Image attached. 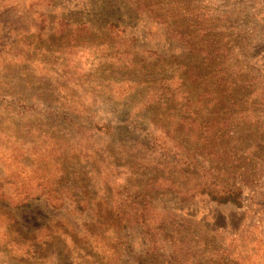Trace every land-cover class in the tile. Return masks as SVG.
Masks as SVG:
<instances>
[{"label": "rangeland", "instance_id": "374dc122", "mask_svg": "<svg viewBox=\"0 0 264 264\" xmlns=\"http://www.w3.org/2000/svg\"><path fill=\"white\" fill-rule=\"evenodd\" d=\"M160 1L0 0V264H264V0ZM163 75L212 135L172 143L158 188L242 190L241 208L154 193L139 169L154 91L130 82Z\"/></svg>", "mask_w": 264, "mask_h": 264}, {"label": "trees", "instance_id": "16d2710c", "mask_svg": "<svg viewBox=\"0 0 264 264\" xmlns=\"http://www.w3.org/2000/svg\"><path fill=\"white\" fill-rule=\"evenodd\" d=\"M164 0H161L160 2H158V6L157 7H162V5H164ZM143 4H145V6L143 7L144 10H149L148 6H151V3L149 2H143ZM147 5V6H146ZM151 7H154L153 5ZM161 10V9H160ZM150 11V10H149ZM154 13V12H153ZM155 15L157 16V20L161 23V22H165L166 20H164L166 17L165 15H158L155 12ZM164 23V24H165ZM87 25V24H86ZM108 28L110 29L112 35L117 36L120 33V31H122L123 33L126 30L125 27H129L131 28V23L129 22V24H125L119 21H108L107 22ZM139 63L135 62L136 66L138 67L139 71H141L143 73L147 72L149 67H153L155 66V64H146L147 62H141L138 61ZM134 63L130 64V67H134L135 66ZM146 64V65H144ZM129 65V64H128ZM144 65V66H143ZM156 64V68H157ZM123 66H127V64H123ZM163 73V72H162ZM127 81H124L122 83H125ZM130 82V80H129ZM170 82L169 79H167L164 75L161 78H154L152 79L151 82L145 81V80H139L137 82H130L132 83V85H135V90L133 93V95H136V92L140 89H144L143 86L147 85L151 88V90L154 91V96L151 97V99L147 102L144 100V107L146 109V111L148 112L151 121H147L145 123H148V125L152 126L153 129L156 131L157 136L150 132L149 136L152 139V147H153V155H154V159L152 164H147L146 162H144L143 165L140 166V170H151L152 173L154 174V179L152 182V188L154 189L153 192L156 193L159 191H162V193L166 194V195H171L173 196L176 200L178 199L180 202L185 203V202H192L195 201L197 196H201V195H205L207 194L210 197V200L212 201H216L218 203H233L235 204L238 208L242 207V190L240 191H234V190H222V191H210V190H202L199 192L198 187H192L191 189H186V190H178L176 192H171L169 190L172 186H176L175 183L177 182V178L179 177L178 173H174L172 172L173 169L171 168V165H173L175 163L174 160L171 161V165L168 164V170L167 172L169 173V175H171V180L166 179L165 178V174L166 171L164 169V165L162 164V162L166 159L164 154H169L171 152L170 150V145H172V143L175 145V147H177L179 150L183 151V145H181L180 143L182 142V138H184V136L186 135H192L193 137L197 138L198 136H201L206 134V135H212L209 133H205L206 131V127H201L197 121L196 118H198V113H197V107L195 106V104L199 103L198 99L194 96V94L190 93L187 94L186 96L182 97V94L180 95H176L175 92H173L171 90V86L170 88L167 87V84ZM186 82L185 79H175L174 83L178 88H183L184 83ZM171 83V82H170ZM193 83V82H192ZM193 85L195 86V84L193 83ZM158 87H160V89H158ZM147 88V87H146ZM169 88V90H168ZM132 88H130L131 90ZM146 90V89H145ZM182 101L185 102V110L182 107ZM180 106V107H179ZM164 107H166L167 109H175L176 107H179L181 109V115L179 120L177 121H171V124H168L166 121L162 120L161 115H160V111L161 109H163ZM196 109V110H195ZM184 111V112H183ZM141 118L145 119V115L143 116L141 113ZM185 116H187V118H185ZM194 118V119H193ZM131 120V119H130ZM133 121V120H132ZM162 123L167 124V125H172V127H164L162 126ZM201 127V128H200ZM211 129V128H208ZM219 131V130H218ZM181 141V142H180ZM142 147V145H140ZM144 149L142 147V150H139L136 152V154L129 156L130 159H136L139 158V160L144 161V158L141 159L142 157V153H143ZM193 153V160H194V154L196 153V151L192 150ZM159 156V157H158ZM164 172H163V171ZM189 170L183 172V174H186V176L189 177ZM196 179H198L197 176H195V178H193L192 180L194 182H196ZM161 182L160 185H168V183L170 184V186H168L169 190H161V188H158L159 186V182ZM176 197H175V196ZM139 198H144L143 195L141 194ZM145 200V199H144ZM145 202L147 203L146 206L142 209L141 213H138V219L139 221H142L144 223H148L149 220L151 219V216L154 215V211L152 209L150 205V203H148L146 200ZM28 207L27 205L24 204H20L18 205L17 209H24ZM60 208H58L59 210ZM122 217V216H120ZM126 224V225H130Z\"/></svg>", "mask_w": 264, "mask_h": 264}]
</instances>
